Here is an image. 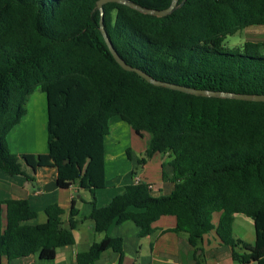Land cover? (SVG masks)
<instances>
[{"label": "trees", "instance_id": "16d2710c", "mask_svg": "<svg viewBox=\"0 0 264 264\" xmlns=\"http://www.w3.org/2000/svg\"><path fill=\"white\" fill-rule=\"evenodd\" d=\"M130 1L152 9L171 3ZM96 2L0 0V169L33 182L36 168L51 166L59 187L79 178L94 193L105 181L104 134L119 116L137 135H149L137 168L166 155L161 176L172 189L153 194V184L135 181L103 206L93 199L86 217L72 200L64 221V209L50 203L40 223L28 222L36 212L26 199L0 200V264L31 254L53 259L58 247L74 244L73 229L85 218L95 232L131 220L144 237L161 215L175 217V226L162 231L185 233L196 263L203 233L213 230L236 264H264V102L193 95L124 70L103 39ZM102 18L119 56L157 80L264 94V42L223 45L228 34L264 26V0H185L162 17L108 2ZM36 88L46 96L48 150L15 154L7 135ZM235 214L253 221V243L235 237ZM107 249L121 255L122 239L104 235L77 253L75 264H93Z\"/></svg>", "mask_w": 264, "mask_h": 264}, {"label": "crops", "instance_id": "0c3cea01", "mask_svg": "<svg viewBox=\"0 0 264 264\" xmlns=\"http://www.w3.org/2000/svg\"><path fill=\"white\" fill-rule=\"evenodd\" d=\"M33 94L29 95L31 98ZM27 98V99H28ZM25 115L7 135V142L11 152L15 154H44L47 152V104L43 92L32 100L31 105H26ZM127 124L119 116L109 119V128L104 134V186L96 188L92 193L89 188L82 185L77 178L67 188H56L45 191L44 184L55 181L57 172L51 166H39L35 170V180L28 181L24 176H11L0 169V200L26 199L31 208L36 212V217L29 223L45 221L44 209L50 203H57L65 213L63 220L67 219L68 211L74 200V206L79 211V217L89 215L92 200L98 206L109 202L112 196L120 193L126 184L135 181H144L153 184L152 192L168 194L172 189L169 181H163L161 176V163L167 156L157 153L144 165L137 168V152L140 155L147 147L148 134L137 135L127 124L134 139L121 148L124 141L122 134ZM138 138V140H137ZM140 139V140H139ZM124 148V154L129 153L130 168H116L114 162L120 158L119 152ZM136 152V153H135ZM159 166V169L157 167ZM136 171V173H133ZM243 214H235L233 220V233L235 237L247 243L255 240V231L248 232V225L253 221ZM213 222L217 221V214H213ZM250 220V221H249ZM176 219L171 215H161L154 218L152 226L154 231L144 237L138 236V227L131 221L125 220L119 224L112 223L105 232H95L92 221L84 219L73 229L74 244L58 247L56 255L51 260H42L37 254L7 260L2 259V264H75L77 253L85 252L94 241H99L104 235L120 237L122 239V254L107 249L93 264H236L231 257L230 248L223 245L215 232H204L201 240L203 258L201 263H196L193 248L188 243L185 233L163 232L175 226ZM236 226V227H235ZM254 227V225H253ZM236 228V229H235ZM249 264H256L251 261Z\"/></svg>", "mask_w": 264, "mask_h": 264}, {"label": "water", "instance_id": "95a60500", "mask_svg": "<svg viewBox=\"0 0 264 264\" xmlns=\"http://www.w3.org/2000/svg\"><path fill=\"white\" fill-rule=\"evenodd\" d=\"M177 1L178 0H171L170 5L167 8H164V9H152V8L143 7V6H141L139 4H136V3H134V2H132L130 0H97L96 8L100 12L99 28H100L101 34L103 36V39H104V41H105L110 53L112 54L113 58L115 59V61L124 70L135 72L136 74L141 76L145 81H147V82H149V83H151V84H153L155 86H163V87H166V88L182 91V92H185V93H190V94H193V95L222 97V98H234V99H240V100L263 101L264 102V94H253V95H251V94H244V93L213 91V90H206V89H195V88H190V87H186V86H182V85H177V84H173V83L160 81V80H157V79L153 78L152 76L148 75L143 70L127 64L119 56V54L114 49V47H113V45H112V43H111V41H110V39H109V37L107 35L106 30L104 29L102 16H103V5L105 3L116 2V3L127 5V6L133 8V9H136L137 11H139L141 13L162 17V16L170 14L175 7L181 6L184 3L185 0H182L179 4H177ZM57 186H58L57 181L56 182L55 181H51V182H48V183L44 184L43 190L49 191V190H52V189L56 188Z\"/></svg>", "mask_w": 264, "mask_h": 264}, {"label": "rangeland", "instance_id": "374dc122", "mask_svg": "<svg viewBox=\"0 0 264 264\" xmlns=\"http://www.w3.org/2000/svg\"><path fill=\"white\" fill-rule=\"evenodd\" d=\"M246 40L263 41L264 42V26L263 25H250V26L242 28V29H240V30H238L232 34H228L223 40V45L227 48L241 47ZM31 94H33V96L31 98H28L26 101V104L29 103V106L31 105L32 100L35 99L36 96L42 95L43 92L41 90H39L38 88H36L35 90H33L31 92ZM123 125L125 127L122 131V134L124 136V141L121 143V148L124 145H127L128 140L130 141L131 137H132L130 130L128 133L129 128H127V126H126L127 124L126 125L123 124ZM132 139H134V138L132 137ZM137 140H138V138H137ZM119 152L121 153V155L119 156L120 158H118V160H116L113 163L114 166L118 169L119 168H130V159L128 156H126L124 154V148L121 149ZM136 154L138 157L141 156L139 152H137ZM138 169H140V168H138ZM157 169H159V166L157 167ZM152 193L156 194V190L153 191ZM248 219H250V218H248ZM249 230H250V232L252 231V233H254V227H253L251 222H250V225H248V232H249Z\"/></svg>", "mask_w": 264, "mask_h": 264}]
</instances>
